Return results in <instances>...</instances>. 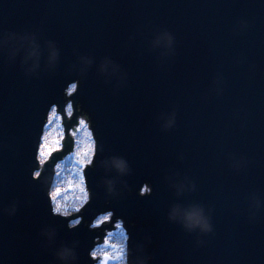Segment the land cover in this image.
<instances>
[{"label": "water", "instance_id": "obj_1", "mask_svg": "<svg viewBox=\"0 0 264 264\" xmlns=\"http://www.w3.org/2000/svg\"><path fill=\"white\" fill-rule=\"evenodd\" d=\"M160 32L173 38L170 53L152 46ZM8 33L32 35L42 52L51 43L59 58L49 71L42 56L40 72L26 75L22 53L9 59L0 51V264H56V247L75 241L77 264H94L88 251L118 218L130 248L149 238L150 264H264V0H0V36ZM53 105L64 133L87 115L96 143L85 171L90 200L73 231L65 225L79 215L53 217L48 197L71 136L40 169L36 160ZM173 113L175 126L163 130L160 118ZM49 117L40 155L61 137L58 116ZM81 127L50 190L52 206L67 213L84 200L81 170L93 150L87 123ZM114 155L130 172L108 174L120 192L108 201L100 162ZM172 184L184 191L177 196ZM172 205L202 207L213 232L200 237L169 223ZM109 211L110 223L90 230ZM45 228L56 233L51 244L40 236ZM124 240L121 226L107 233L94 250L97 264L105 255L113 264V245Z\"/></svg>", "mask_w": 264, "mask_h": 264}, {"label": "clouds", "instance_id": "obj_2", "mask_svg": "<svg viewBox=\"0 0 264 264\" xmlns=\"http://www.w3.org/2000/svg\"><path fill=\"white\" fill-rule=\"evenodd\" d=\"M152 46L164 49L166 52H171L173 48V38L168 32H160L156 34L152 39ZM0 51H6L9 59L16 57L18 53H22V62L25 67L26 75H35L41 70V57L43 56L44 67L49 71H54L59 58V53L56 48L51 44L47 43L43 52L39 45L36 44L35 38L30 34L17 35L15 33H8L0 36ZM81 63L87 65L89 61L82 58ZM109 65L107 63L102 64L100 72L102 74L108 71ZM115 70L113 69V72ZM123 78L121 77V81ZM161 128L165 131L172 129L175 124V114L170 116H162L160 118ZM91 164V160L89 162ZM100 167L104 170L105 177L101 181L100 187L103 190L104 196L108 201L114 200L120 196V192L117 190V182L113 178H108V174H112L115 177H124L129 174L130 169L127 161L120 156H111L106 160L100 162ZM126 187V186H125ZM171 187L175 190L176 195L179 196L184 191L183 184H172ZM84 201L88 202L89 192L83 190ZM140 196L145 195V190H141ZM256 207H259V203L256 202ZM79 211V209H77ZM15 213V207L11 209L10 214ZM108 214H112L111 211ZM51 215L53 217H59L65 219L69 213L62 212L59 206L51 207ZM166 218L169 223L179 225L185 232L198 233L199 236H207L213 232V225L210 217L205 214L202 207L198 205H190L182 207L180 205H172L167 209ZM81 224L79 219L74 222L66 223L65 227L68 231L77 229ZM120 225V224H119ZM121 226V225H120ZM90 228L92 225L89 226ZM131 227V225H130ZM40 236L44 240L51 244L55 238L56 233L54 230L45 228L40 232ZM131 235H125L124 243L118 247V252L115 255L113 264H150L151 257L145 252V243L149 242V238L145 237V243H135L133 247H129V240ZM203 241L201 239L196 240V246H202ZM78 241L73 242L72 245H64L56 247L53 256L56 264H77V246ZM96 258V253L92 250L88 251V259L92 260Z\"/></svg>", "mask_w": 264, "mask_h": 264}, {"label": "snow or ice", "instance_id": "obj_3", "mask_svg": "<svg viewBox=\"0 0 264 264\" xmlns=\"http://www.w3.org/2000/svg\"><path fill=\"white\" fill-rule=\"evenodd\" d=\"M76 87H77L76 84H72V85H71V88H72L73 90H75ZM71 94H72V93L70 92L69 95H71ZM72 107H73V105H72L71 103H69V104L67 105L66 109H65V112H66V114L68 115V118H69V119H71L72 116L74 115V113L68 111V110L71 109ZM51 111L55 112V111H57V110H56L55 108H53ZM58 118H59L60 121H61V127H63V119H64V116L58 114ZM48 122H49V123L52 122V118H51V117H49V121H48ZM85 123H86L85 120H83V119L79 120V121L77 122V128H76V131H79V130H80V126H83ZM63 136H72V137H73V131H71V130H67L66 133L62 134V137H59L56 141H54V143L57 145V147L54 148V149H50V150H49V152H48L49 157H51L55 152L62 151V147H63ZM41 145H43V144H41ZM57 167H59V165H57ZM34 175H35V178H37V179H39V178L41 177V173H40V172H36ZM71 183H72V182L70 181L69 184L71 185ZM80 183H81V184L84 183V176H83V175L80 176ZM60 191H61L60 189H57L56 192H55V195H56V196H59V195H60ZM84 194L86 195V193H84ZM111 215H112V214H108L107 216H105V218H104L105 221H108V220L110 219ZM94 226H97V225H94ZM116 227H117V228H120V225L117 224ZM106 243H107V242H106ZM108 259H109V257H108L107 255H105V257L103 258V264H107Z\"/></svg>", "mask_w": 264, "mask_h": 264}]
</instances>
